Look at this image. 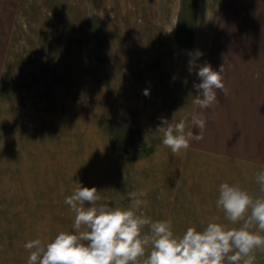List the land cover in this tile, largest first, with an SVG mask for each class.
<instances>
[{
  "label": "rangeland",
  "instance_id": "374dc122",
  "mask_svg": "<svg viewBox=\"0 0 264 264\" xmlns=\"http://www.w3.org/2000/svg\"><path fill=\"white\" fill-rule=\"evenodd\" d=\"M174 56L175 80L165 64ZM223 63L232 66L227 96L218 91V103L201 109L197 72ZM174 81L175 123L197 133L189 118L202 113L207 126L175 154L173 182L156 129L158 111L172 110ZM250 98L259 114L247 113ZM240 105L249 133L246 122L219 118H236ZM261 118L264 0H0V264H27L26 242L74 232L64 201L76 182L110 207L145 191L137 213L171 221L177 235L212 221L239 227L217 208L218 188L264 198L255 179L264 170ZM255 256L264 264V251Z\"/></svg>",
  "mask_w": 264,
  "mask_h": 264
},
{
  "label": "clouds",
  "instance_id": "9594fccd",
  "mask_svg": "<svg viewBox=\"0 0 264 264\" xmlns=\"http://www.w3.org/2000/svg\"><path fill=\"white\" fill-rule=\"evenodd\" d=\"M231 67L223 63L217 71L209 64L201 66L200 83L193 85L197 93L193 103L210 109L218 103V91L226 97L224 74ZM143 94L149 95V89ZM192 123L197 133H186L183 119L172 123L161 118L156 131L162 134V144L178 154L189 148L191 140L203 138L207 117L194 114ZM255 179L264 193V170ZM76 185L64 201L74 213V232L61 231L46 244L40 239L26 242L27 264H255L256 250L264 251V198H254L238 185L220 184L216 206L239 227L212 221L202 231L189 226L182 235L174 234L171 221H153L137 213L147 204L140 199L147 195L143 190L130 192V205L119 208L102 201L95 186ZM86 202L90 206L85 207Z\"/></svg>",
  "mask_w": 264,
  "mask_h": 264
},
{
  "label": "crops",
  "instance_id": "0c3cea01",
  "mask_svg": "<svg viewBox=\"0 0 264 264\" xmlns=\"http://www.w3.org/2000/svg\"><path fill=\"white\" fill-rule=\"evenodd\" d=\"M165 64H168L169 66H167V68H169L170 70H173L172 71V76H173V79L175 80V56L174 57H172L171 58V60L170 61H168V63H165ZM172 64V65H171ZM170 74V73H169ZM171 75V74H170ZM172 89H173V91H172V101H171V103H172V110H169L168 108L167 109H165L164 111H158V115H160V120H161V118H164V119H167L169 122H172V123H175V81H174V83H173V85H172ZM168 103L166 102V105H167ZM247 108H248V111H247V113H253V114H255V113H258L259 114V108H261V106L260 105H254L253 103H252V99L250 98V99H248V102H247ZM238 109L240 110V112L237 110V112L239 113V114H237V115H239V116H237L236 118H233V116L231 115V112H229L228 113V115L225 117V114H220V119L222 120L223 119V121H226V122H228V124H229V126L232 124L231 122H234V121H236V122H240V124H241V127H243V125H245L244 124V122H246V128H247V133H249V131H248V128H250L251 127V125L250 124H254V123H252V122H249V121H253L252 120V118H249V117H251V116H249L248 115V117L246 116V111H245V109H244V106H242V105H240L239 107H238ZM165 112V113H164ZM192 116H193V114H192ZM192 118V117H191ZM191 118H189V122H192V120H191ZM228 119V120H227ZM259 121L258 122H263V124H264V119L263 118H261V119H258ZM242 122V123H241ZM248 123V124H247ZM227 125V124H226ZM225 125V126H226ZM253 126V125H252ZM190 127V126H189ZM191 130V132H193L194 133V129H188V132ZM224 136H225V134H224ZM226 138V137H225ZM226 140H230L228 137L226 138ZM158 152H160V151H158ZM157 156H162V160H166V161H168V160H171V162L169 163V162H164V163H162V171H163V169H164V166L166 167V168H168V169H170V175H171V177H172V180H173V182H174V180H175V154L174 153H172V151H170V152H167V153H165V152H160V153H157ZM165 168V169H166ZM189 170H190V168H189ZM166 172V171H165ZM164 174V173H163ZM243 174V173H242ZM167 175H169V173L167 174ZM173 186H174V188L172 189L173 191H175V184H173Z\"/></svg>",
  "mask_w": 264,
  "mask_h": 264
}]
</instances>
